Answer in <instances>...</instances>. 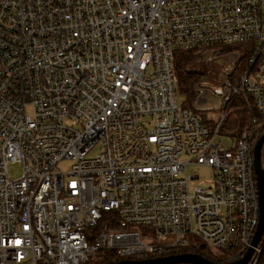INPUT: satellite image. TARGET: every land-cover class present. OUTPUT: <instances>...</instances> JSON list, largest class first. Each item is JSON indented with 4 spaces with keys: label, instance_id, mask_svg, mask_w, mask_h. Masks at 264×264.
Returning <instances> with one entry per match:
<instances>
[{
    "label": "built area",
    "instance_id": "built-area-1",
    "mask_svg": "<svg viewBox=\"0 0 264 264\" xmlns=\"http://www.w3.org/2000/svg\"><path fill=\"white\" fill-rule=\"evenodd\" d=\"M195 48L212 86L183 109L172 56ZM239 94L249 122L238 137L221 134L224 113L216 125L195 113ZM258 117L264 0H0V264L199 247L231 260L252 248L257 264ZM189 164L212 171L208 187H189Z\"/></svg>",
    "mask_w": 264,
    "mask_h": 264
},
{
    "label": "trees",
    "instance_id": "trees-1",
    "mask_svg": "<svg viewBox=\"0 0 264 264\" xmlns=\"http://www.w3.org/2000/svg\"><path fill=\"white\" fill-rule=\"evenodd\" d=\"M245 45H233L229 48H224L223 50H228L230 48H242ZM203 49L195 48L192 50H176L172 56V66L175 79V91L176 94H180L184 97V105L181 106L183 109L191 108L194 102L197 89L200 86L206 84L208 78L206 73L198 68V64L201 60ZM247 55L242 54L239 58L238 69L239 73L242 72L243 66L246 62ZM246 103V96L239 94L234 100L229 103L226 110L229 111V116L226 119L225 125L221 127V134H231L232 136L238 137L245 127L246 123L249 122L248 112L244 108ZM197 115L202 112H195ZM202 119V118H201ZM206 121V119H202ZM259 125V132L253 138V146L257 139L264 133V118L258 117L255 121ZM260 163L261 167H264V143L261 147L260 153ZM254 179V174L252 173ZM180 253H192L197 254L205 258L206 260L224 263L231 260L230 256L228 259L223 260L220 257L215 256L211 251L204 248H194V249H183L179 251ZM147 256H137L128 258V260H146ZM122 259L116 256L113 250H102L98 252L94 259L89 261L87 264H116ZM257 264H264V248L262 250L261 256Z\"/></svg>",
    "mask_w": 264,
    "mask_h": 264
},
{
    "label": "water",
    "instance_id": "water-1",
    "mask_svg": "<svg viewBox=\"0 0 264 264\" xmlns=\"http://www.w3.org/2000/svg\"><path fill=\"white\" fill-rule=\"evenodd\" d=\"M264 143V133L255 142L251 153L252 171L254 174L255 191H256V210L257 225L255 235L252 238V247H255L260 241L264 228V167H261L260 153ZM253 253L249 248L240 259L232 258V260L224 263H216L206 260L200 255L192 253H179L165 257H158L147 260H121L116 264H247Z\"/></svg>",
    "mask_w": 264,
    "mask_h": 264
},
{
    "label": "rangeland",
    "instance_id": "rangeland-1",
    "mask_svg": "<svg viewBox=\"0 0 264 264\" xmlns=\"http://www.w3.org/2000/svg\"><path fill=\"white\" fill-rule=\"evenodd\" d=\"M201 59H202V56H201ZM200 63H201V60H200V62L198 64V68L199 69H201L199 67ZM206 78H208V77H206ZM209 79H212L211 81L213 83H216L215 79H213V78H209ZM207 80H206L205 86L208 85V86L211 87L212 84L210 83V81L207 83ZM176 101H177V106L181 107L182 105H184L185 99L180 94H176ZM223 113L225 114V117L227 119L228 116H229V111L228 110H225V111H223V110L207 111V112L199 113L198 116L200 118H202V119L210 120L216 125L218 123V121H219V118L221 117V115ZM214 116H216L218 118L217 122L213 121V117ZM145 120L146 119H143L142 121H145ZM225 122H226V120H225ZM225 122L222 124V126L225 125ZM183 158H184V156L182 155L181 159H183ZM59 165H60L61 168H65L67 165H69V162L60 163ZM8 173H9L10 177H18L20 175V169L18 167H16V166L9 165L8 166ZM186 173L189 174V175H193V176H195L197 178V179H193V180H191L189 182V187L190 188H193L195 186L206 188V187L209 186V183H210V181L212 179V171L209 168L203 167V166H197V165L189 164V165L186 166ZM213 252L215 254L218 253L217 251H213ZM219 257L221 259H223V260H226V259H228L230 257V255L228 253H221V255Z\"/></svg>",
    "mask_w": 264,
    "mask_h": 264
}]
</instances>
